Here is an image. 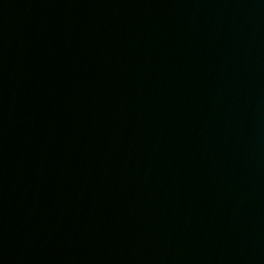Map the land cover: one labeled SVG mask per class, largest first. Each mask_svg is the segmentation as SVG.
Returning <instances> with one entry per match:
<instances>
[{
  "label": "water",
  "instance_id": "1",
  "mask_svg": "<svg viewBox=\"0 0 264 264\" xmlns=\"http://www.w3.org/2000/svg\"><path fill=\"white\" fill-rule=\"evenodd\" d=\"M14 264H264V0H27Z\"/></svg>",
  "mask_w": 264,
  "mask_h": 264
}]
</instances>
